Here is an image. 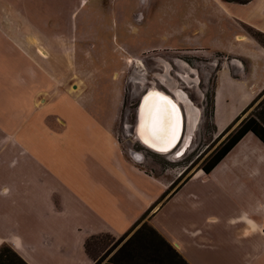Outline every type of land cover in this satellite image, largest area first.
<instances>
[{"label": "crops", "instance_id": "0c3cea01", "mask_svg": "<svg viewBox=\"0 0 264 264\" xmlns=\"http://www.w3.org/2000/svg\"><path fill=\"white\" fill-rule=\"evenodd\" d=\"M201 1L210 5L205 19L227 20L230 31L202 35L204 23L197 22L190 38L174 41L231 58L214 83L218 136L264 91V47L249 33L264 34V0ZM29 35L19 24L0 27L27 63L21 67L34 63L32 49L18 44L30 46ZM41 111L0 109V248L8 246L26 264H93L88 238L123 235L146 214L187 264H264V144L254 134L211 172L197 170L167 193L166 182L115 146L105 157L73 142L66 125L37 118Z\"/></svg>", "mask_w": 264, "mask_h": 264}, {"label": "rangeland", "instance_id": "374dc122", "mask_svg": "<svg viewBox=\"0 0 264 264\" xmlns=\"http://www.w3.org/2000/svg\"><path fill=\"white\" fill-rule=\"evenodd\" d=\"M2 5L0 27L19 24L31 34L33 42L26 38L30 46L18 44L32 49L25 53L33 54L34 63L21 67L27 64L21 52L0 36V109L39 108L37 118L50 127L66 125L73 142L98 149L105 157L115 146L146 174L166 182L167 193L210 161L240 122L264 119L263 91L229 133L216 136L214 83L231 58L174 41L190 38L197 22L204 23L202 35L230 31L227 20L205 19L210 5L201 0H6ZM153 86L171 96L178 88L201 110L190 147L179 158L144 148L132 136L140 99ZM151 228L146 215L123 239L125 233L95 235L99 238L90 254L97 264H146L141 256L124 259L117 252L139 231ZM137 251L131 255L143 253ZM163 264L180 263L173 256Z\"/></svg>", "mask_w": 264, "mask_h": 264}, {"label": "trees", "instance_id": "16d2710c", "mask_svg": "<svg viewBox=\"0 0 264 264\" xmlns=\"http://www.w3.org/2000/svg\"><path fill=\"white\" fill-rule=\"evenodd\" d=\"M250 35L261 45L264 47V34L250 29ZM250 107V106H249ZM240 120L238 117L235 121L226 128L218 138L223 137L225 134L229 133L232 127ZM254 134L263 144H264V119L261 117L257 118H247L244 119L237 128L230 132V134L226 137L218 151L215 155L208 161L203 167L199 170L203 171L205 174L211 172V170L224 158V156L247 134ZM146 214H144L137 223L126 232L123 237L125 238L128 233L142 220L144 219ZM145 231V230H143ZM148 235V238L145 237L144 242L141 240L144 235ZM99 237L92 236L87 239L85 242L84 248L85 252L89 256V258L94 261L93 257L90 254L92 242ZM136 245V246H135ZM135 246V247H134ZM134 247V248H132ZM142 250L143 253L138 255H131L133 252L137 254ZM117 257H124V259L136 258L137 256H141L144 258L146 264H163V259L165 258H173L180 264H187V262L181 257V255L163 238L161 237L153 228L150 231H139L135 234L129 241H127L124 246L117 252ZM172 256V257H171ZM0 264H26L19 256H17L11 248L8 246H3L0 248ZM93 264H97L94 263ZM114 264V261L111 263Z\"/></svg>", "mask_w": 264, "mask_h": 264}, {"label": "bare ground", "instance_id": "6f19581e", "mask_svg": "<svg viewBox=\"0 0 264 264\" xmlns=\"http://www.w3.org/2000/svg\"><path fill=\"white\" fill-rule=\"evenodd\" d=\"M168 69V66L166 65V70ZM181 79H183L186 82H191V78L188 76L180 75ZM163 81H168L167 76L161 77ZM167 86V85H166ZM149 95L158 94L162 96L164 99H166L173 108L177 110L178 116L180 121L179 123V129L174 132L175 134H178L179 138L177 140L178 143H176L171 151H162L167 150L170 145L161 148L158 146H152V144L148 139L145 138L146 130L151 125V131H150V139H152L153 143H156L161 141L164 138L170 137L172 133V127H173V117L172 113L169 111L168 107L161 102L160 100L154 99V98H145V103L143 102L142 106L143 109H140V121H136L135 118V126L133 132V138L144 148H148L156 153L164 154V155H173L174 158H179L182 156L186 149H188L191 144L192 140V132L196 131V128L198 126V121L200 119V114L198 109L193 106L192 102L189 101L188 97L184 92H182L180 89H174L173 90V96L157 89L155 86L150 87L148 90ZM146 91V92H147ZM145 92V93H146ZM144 93V94H145ZM143 94V95H144ZM142 95V96H143ZM142 98V97H141ZM179 103H183L185 113L181 108V105ZM139 105V104H138ZM145 110V111H144ZM138 111V110H137ZM136 111V115L138 112ZM181 122V126H180ZM187 127V134H185V130ZM181 130V131H180ZM177 137V135H176ZM175 137V138H176ZM173 139V142H175L176 139ZM177 142V141H176ZM181 144V145H180ZM180 145V146H179ZM179 148L177 149V147ZM176 155V156H175Z\"/></svg>", "mask_w": 264, "mask_h": 264}, {"label": "water", "instance_id": "95a60500", "mask_svg": "<svg viewBox=\"0 0 264 264\" xmlns=\"http://www.w3.org/2000/svg\"><path fill=\"white\" fill-rule=\"evenodd\" d=\"M147 98H154V99H157L158 98V100H160L161 102H163L167 107H168V109H169V111L172 113V117H173V127H172V133H171V136L170 137H167V138H164V139H162L161 141H159V142H157V144L156 143H153L152 142V139H150V131H151V125L149 126V128L146 130V133H145V138L146 139H148L152 144H150V145H152V146H158V147H161V148H164V147H166V146H168V145H170L169 146V148H167V150H162V151H165V152H167V151H171L172 149H173V147H174V145L176 144V143H178V141L181 139V138H179V136H178V134H175L174 135V132L177 130V132H178V129H179V121H180V119H179V116H178V113H177V110L175 109V108H173L172 107V105L166 100V99H164L162 96H160V95H158V94H154L153 96L152 95H149V93H148V91L142 96V98L140 99V102H139V105H138V107H137V112H138V114L136 115V121H138V123H139V121H140V116H141V113H140V109L142 108L143 109V106H142V104H143V102L145 103V101H146V99ZM145 111V110H144ZM135 126V125H134ZM180 126H181V122H180ZM181 131V130H180ZM133 132H134V128L132 129V135H133ZM179 133V132H178ZM176 135H177V137H176ZM176 137V138H175ZM176 139L175 140V142H173V139ZM179 138V140H177ZM177 141V142H176ZM181 145V144H180ZM179 145V146H180ZM179 146L177 147V149L179 148ZM135 158V160H138V158L136 157V156H134Z\"/></svg>", "mask_w": 264, "mask_h": 264}]
</instances>
